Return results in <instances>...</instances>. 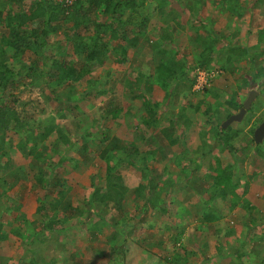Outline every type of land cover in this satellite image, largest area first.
<instances>
[{"label":"rangeland","instance_id":"rangeland-1","mask_svg":"<svg viewBox=\"0 0 264 264\" xmlns=\"http://www.w3.org/2000/svg\"><path fill=\"white\" fill-rule=\"evenodd\" d=\"M31 1H25L23 6L25 11L29 10ZM54 1L59 3L60 0ZM213 1L218 2V0ZM252 1L247 0V3L250 4ZM37 3L40 4L38 0ZM9 8L10 6L8 5L5 9ZM152 8L153 4L149 3L146 8L140 9L138 13L140 16L148 15L147 32L149 33L150 40L155 41L159 38L164 27L160 23L159 15L152 14ZM166 9L177 14L181 22L187 26L182 32L177 30L178 32L173 33L180 40L176 47L179 53L176 58L184 56L192 61L193 57L197 55V48L190 44V42L202 33L199 27L195 28V26H198L197 23L200 21V17L198 16L197 19L199 20L194 25L191 23L187 24L188 14L174 0L169 1ZM208 10L210 12L205 11L203 14L208 19H212L215 31H224L226 34L238 33L237 37L232 39V43L237 44L240 51L249 48L252 43H256L258 41V32L264 31V12H262L264 11V4L259 9L245 13L239 21L232 23V25H228V23H231L227 15L222 14L218 16L215 11L210 8ZM128 14L129 11H123V18H126ZM102 16L103 13L100 12L99 18ZM3 27L4 25L0 24V47L6 48L9 40ZM143 37L144 34L140 33L136 36V39L140 42ZM107 41L111 43L110 40ZM48 42L49 49H47V54L49 56L53 55V51L55 50L53 46H55V43H58L68 50L69 54L73 57V61L76 60L73 46L65 41L63 33L51 34ZM167 47V50H169L170 46L168 45ZM36 49L35 46L30 51H26L22 58L18 56L20 60L18 63L8 59L4 61L12 62L13 71L24 75L30 61L35 56L34 52ZM150 49L149 47L144 48L141 60L136 63L133 58L135 48L130 47L128 50L129 62L124 66H115L110 61L106 62L105 60L94 64L90 74H83L79 80L73 83L68 81L66 87L56 92L57 95H63L61 102H55L52 99L49 88L46 87H40V89L28 88L24 91L21 85H14L9 89L12 90L14 95H20L19 98L23 101L22 103L28 102L27 106L24 105L26 106L25 108H23L24 106H17L16 111L21 114V117L28 121L31 120L32 125H37L39 121L43 122V124H39L42 130L48 129L45 121L50 119V116L54 117L55 120L52 121L51 125L57 128V131L52 132L49 138L38 146V150L45 156L44 160L38 162L34 161L26 151L25 154H20L17 151V144L21 142L25 143L22 135H17L12 130L0 132V139H3V141H0V152L2 149L8 151L10 163L9 169L3 175L7 183L6 186L4 185L3 191L7 190V196L5 197L4 195L2 197V194L0 195V215L2 216L0 219L2 221L0 229L2 235L7 236L5 240L0 242V264H28L27 261L31 256V247L32 249H38L39 252L44 249V247L38 246V240L26 243V240L23 241L9 232L11 226L19 225L20 222L18 223L16 219L20 217L25 220L23 232L32 231L36 233L41 231L43 216L37 213L36 209L41 206L39 200L45 195V190L40 186L37 179L39 169L45 177L55 178L60 181L59 188L54 191V198L60 199L63 205L70 203L72 204V208L75 206L80 207V210L84 212L81 219L78 218L73 222L71 221L62 225L66 229L64 234L56 232L46 235L40 232L41 237L45 236L48 238V240L44 238V245H49L46 248L49 250L43 252V255L48 256V258L46 257L47 261L53 258L55 262L51 264H81L80 261L84 262L91 259V252L98 250L102 255L98 256V259L93 264H121L118 261L116 253L118 249L117 247H113L114 241L115 244H120V239L118 237L117 239H112L116 230L110 225L111 222L103 223L100 221L97 229L90 230L92 226L91 224H87L89 219L84 218L85 216H91L89 207L85 202L93 192V183L99 187L104 185V179L107 177L106 167L113 166L121 154V152L110 153L102 159L100 157L101 151L99 153L95 151L96 147L91 142L87 143V150H82L85 143L83 138L84 132L87 130L94 134V127L97 125H100L101 128L96 133H108L110 137H117L127 144L135 141L136 146L141 151L147 150L150 147H156L159 154L164 153L167 155V158L163 160L158 158V160L149 161L147 166L152 172L154 181L159 186V198L172 203L174 205L173 212L168 209V206H165L166 211L162 213L153 211L146 203L145 198H140L135 190L141 182L139 167H132V165L124 161L120 163L119 171L123 176L125 184L130 189L128 198L122 204L123 215L129 220L133 218L130 223H134L135 225L134 231L131 234L130 229L127 228V242H139L146 249V252L150 250L154 255L159 257L169 253L174 258L177 257V244L167 243V240L173 237H176V240L181 243L190 241L187 246L190 250H194L193 247L199 246L204 248L207 243L206 240L210 238L207 235L203 238L197 234L198 230L196 229L199 227L197 223L201 222H197V220L188 221L185 218L180 219V216H178L180 213L178 212L185 214L189 211L191 214H196L197 216H202L204 212H207L208 207L205 202H207L208 194H211L214 190L212 186L214 185L213 173L208 166L209 162H212L211 159L217 157L221 159L222 165L235 168L237 175L234 178V182L238 181L240 186V189L235 190L234 193H229L223 200L221 198H214L215 200L212 204L211 212L214 215L220 216L222 230L214 236L215 242L210 249H217L216 243H218L222 246L220 248H222L223 253L220 256L207 258L204 254L201 257L198 255V251H195L186 262L187 264H229L235 257L233 250L235 246H226L228 241H223V243H227L223 246L220 242L222 236L219 238L220 235H223L222 231H234L233 245H239V242H241V247L244 246V252L252 254L250 255L251 257H260L262 255L264 247V141L260 145L251 143L250 139H252V136L249 131L250 127H256L259 124L258 119L264 113V102H262V107L258 106L256 101L253 102L248 112L252 115L251 122L248 125L244 123L248 114L243 122L231 125L232 129L241 130V134L235 145L239 148H242L245 144L248 145V148H243L233 153L229 149L221 150V146L214 136V128L209 125L207 122L208 117H205L202 111L206 110L208 104L211 105L213 110L218 109L216 123L221 124L226 114L235 112V110L228 108L225 104L229 94L222 87L226 86L228 91L237 93V97L240 100L242 98L245 99L249 90H254V87H249L245 84V88L237 90V87H241L242 81L233 80L231 74H226L227 72L224 74L222 71V77L217 79L216 81L218 82L215 83L218 88H221L215 89L211 87L208 92H192L187 98L182 95L174 97L173 100L169 99L166 101L167 98L164 91L158 86H154L150 91L149 99L151 102L158 103L161 106L160 111L167 112L166 114L158 112L157 117L164 115L165 120H167L169 115H177L180 113V109L186 107L187 104L190 106L200 105L201 107V111L199 112H195L193 108L185 110V118H189L190 125L187 129L184 126L177 129L176 137L179 138L180 142L176 146L169 147L158 129L145 126L139 132L138 127L136 128L135 123L137 121L133 118V114L142 112L140 110L142 107L141 100L136 99L132 101L129 99V94L124 92L119 97L118 119L114 120L110 114L105 115L103 113L104 109H107L113 99L112 93L101 94V91L104 89V86H102L104 83L103 79L106 78L107 72L116 70L121 74L129 75L133 68H140L141 73H148L152 69L147 66V64H150L149 58L152 55ZM245 63L246 61L238 63L237 66L242 68ZM46 69L44 65L40 66L42 73L46 72ZM217 71L219 70H215V72ZM95 83L98 85L95 87V90L87 98L78 100ZM68 93L71 94L74 103L79 107L78 110L76 109L77 115L75 114L76 111L72 110L71 105H65L66 97L64 95ZM212 94H216L218 99H215ZM74 103L73 105H75ZM60 110L65 111V118L62 120L55 115V112ZM127 112L130 113L128 116H126ZM142 116H145V114H142ZM38 134L39 131H36L35 136ZM229 136V134H226V137ZM148 141L151 143L148 144ZM203 141L211 147V154L202 162L199 160L198 154L195 153V149L201 147ZM69 143L72 144L70 147ZM30 144L28 142V145ZM256 149L262 152L263 156L254 154ZM62 156L66 160L61 165V171L51 174V169L58 164ZM177 158H183L181 166L175 164L174 160ZM14 176H17V183L13 180ZM187 176L188 179L186 180ZM169 179L175 182L173 187L166 184V181ZM11 183H14V186L11 189H7ZM144 185H146V181H144ZM245 188L247 189L246 194L242 195ZM7 197L11 198L10 202ZM243 199L249 201L250 212L247 211V207H243ZM199 201L201 204L196 207ZM235 201H238V205L231 209ZM6 203L8 208H2L1 204ZM19 204L21 206L20 209L15 211V208ZM105 211L109 215V220H115L116 222L119 220L120 216L114 209H105ZM45 213L47 215L51 214L52 210L49 209L43 212L44 215H46ZM64 216L63 210L59 207V219L64 218ZM94 220L96 221L97 219ZM29 224H32V227L26 228L25 225ZM202 224L204 223L202 222ZM120 226L121 224L118 222L117 228L121 229ZM171 226L172 230L169 229ZM160 243L162 244L158 246ZM59 245H64L66 247L65 250H56L55 247ZM220 248L217 250L219 251ZM146 252L142 256L141 261L149 264L153 259L147 256ZM243 260H245V262L243 261L244 264H250L249 262L247 263L246 257ZM131 261L134 260L126 258L127 263ZM162 264H173V262ZM177 264H185V262L181 260Z\"/></svg>","mask_w":264,"mask_h":264},{"label":"trees","instance_id":"trees-1","mask_svg":"<svg viewBox=\"0 0 264 264\" xmlns=\"http://www.w3.org/2000/svg\"><path fill=\"white\" fill-rule=\"evenodd\" d=\"M25 1L28 0H0V24L4 25L3 29H5L9 40L6 48L0 47V132L12 130L15 134L22 135L25 143L21 142L22 144H17L16 149L20 154H25L26 151L34 161L38 162L45 159L43 153L38 150V146L43 144L52 132L57 131V128L51 125L55 118L50 116V119L45 121V124L48 126L47 130H42V127L39 126L41 121L37 125H32L31 120L24 119L16 111L17 106L22 107L28 104V102L22 103L23 101L19 98L20 95H14L12 90L9 89L14 85H21L24 91L28 88L40 89V87H46L49 88L52 99L55 102H61L63 95H57L56 92L66 87L68 81L73 83L79 80L83 74H90L92 66L102 62V60L106 62L110 61L115 66H124L129 62L128 50L130 47L135 48V53L133 54L135 63L141 60L144 48H151L150 52L152 55L149 58L150 64H147V66L152 69L148 73L144 72L143 74L140 68H133L129 75L121 74L116 70L108 71L106 78L103 79L104 83L102 86H104V89L101 91V94L112 93L113 99L107 109H104L103 113L105 115L110 114L114 120L118 119L120 107L119 97L124 92L129 94V99L132 101L136 99L141 100L142 107L140 110L142 112L135 113L136 115L133 114V118L137 121L135 123L136 128L138 127L139 132L145 126L158 129L169 147L176 146L180 142L179 138L176 137L177 129L181 126L187 129L190 125L189 118H185V110L187 108H193L195 112H199L201 111V107L200 105L190 106L187 104L186 107L180 109V113L177 115H169L167 120H165L164 115L157 117L158 112H162V114H166L167 112L160 111L161 106L158 103L151 102L149 99L150 91L154 86H158L164 91L167 98L166 101L169 99L173 100L174 97H180L182 95L187 98L193 92L194 85L196 84L197 69H203L205 71L219 70L217 72L231 74L233 80L242 81L241 87H237V90L245 88V84L249 87L257 88L259 95L255 101L258 106L260 105L262 107V102H264V58L261 57L264 56V31L261 30L258 32V41L254 47L240 51L237 44L232 43V39L236 38L238 33L226 34L224 31H215L213 29L212 19H208L203 13L205 11L210 12L208 10L210 8L218 16L225 14L231 23H228V25H232V23L239 21L245 13L261 8L264 0H253L250 4L247 3V0H218L217 3L213 0H174L188 14L187 24L191 23L194 25L199 20L197 19L198 16L200 17V21L197 23L198 26H195V28L199 27L202 33L190 42V44L197 48V55L193 57L192 61L184 56L176 58L179 55L176 47L180 40L173 33L177 30L182 32L187 26L181 22L177 14L172 11H167L166 8L170 0H76L74 5L69 8L62 7L60 1L56 3L54 0H38L40 2L38 4L37 0H32L28 11L23 9ZM149 3L153 4L152 14L159 15L160 23L164 27L159 38L155 41L150 40L149 33L147 32L148 15L140 16L138 13L140 9L146 8ZM8 5L10 8L5 9ZM126 10L129 11V14L126 18H123V11ZM100 12L103 13L101 18H99ZM60 33H63L65 41L73 46V53L76 56L75 61H73V57L69 54L68 50L58 43H55V46H53V49H55L53 55L49 56L47 54V49H49V36ZM140 33L144 34V37L139 42L136 36ZM113 34L115 35L113 36ZM107 40H110L111 43ZM164 44L170 46L169 50L163 48ZM35 46L37 48L34 52L35 56L30 61L24 75L13 71L12 62L4 61L8 59L18 63L20 62L19 58H22L26 51H30ZM244 61L246 63L242 68L237 66L238 63ZM41 65L47 68L46 72H41ZM220 73L212 81L211 87L215 89L218 88L215 84L218 82L216 80L222 77ZM53 85L54 87H52ZM96 86L98 85L95 83L78 100L87 98L95 90ZM211 87L205 89V91L208 92ZM222 88L223 90L226 89L225 91L229 94L225 102L227 107L239 111L244 99L242 98L240 100L237 97V93L228 91L226 86ZM212 96L218 99L216 94H212ZM64 97H66L65 105H71L74 111L79 109L76 103H74L71 94L68 93ZM218 112V109L213 110L211 105L208 104L206 110L202 111V114L208 117L207 122L214 128V136L221 146V150L229 149L230 152L234 153L240 149L248 148L247 144L243 145L242 148L235 145V142L241 134V130L232 129L231 126L227 129H222L220 123H216ZM64 113V110H60L55 112V115L62 120L65 118ZM75 114L77 115V111ZM129 114L127 112L126 116ZM142 114H145V116H142ZM247 114L248 117L246 119L244 118L246 120L244 123L248 125L251 122L252 115ZM230 115L226 114L224 118L227 119ZM263 121L264 113L258 119L259 123ZM99 128H101L100 125L94 127V134L87 130L84 132L83 138L85 143L82 150H87V143L91 142L96 147L95 151H98V153L101 151L100 157L102 159L110 153L121 152V154L113 166L106 167L107 177L104 179V185L99 187L93 183V192L85 202L89 207L91 216H85L84 218L89 219L87 224H91L92 227L90 230L97 229L100 221L103 223L111 222L110 225L116 230L112 239H117V237L120 239V244H115L114 241L113 247H117L118 249L116 253L118 261L121 264H146L144 261H141L142 256L146 252L143 245L134 241L127 242V228L130 229L131 234L134 231L135 225L134 223H130L133 218L129 220L123 215L122 204L128 198L130 189L124 182L123 176L119 171V166L124 161L132 165V167H139L141 182L135 190L140 198H145L146 203L153 211L162 213L166 211L165 206H168V209L173 212L174 205L167 202V200L165 201V199L159 198V186L154 181L152 172L147 166L149 161L158 160V158L163 160L167 158V155L164 153L159 154L156 147H150L147 150L141 151L136 146L135 141L127 144L117 137H110L108 133H96ZM36 131H39L37 136H35ZM253 131V128L249 131L251 136L253 135ZM226 134L230 136L226 137ZM0 141H3V139H0ZM250 141L254 143L253 138ZM28 142L31 144L28 145ZM149 143L151 142L148 141ZM71 145L69 143V147ZM195 153L198 154L199 160L203 162L210 156L211 147L203 141L201 147L195 149ZM254 154L263 156V153L258 149L254 151ZM65 160L62 156L58 164L51 169V174L54 172L59 173L58 171H61V165ZM174 161L177 166H181L183 158H177ZM211 161L208 167L213 173L214 185L212 186L214 190L211 194H208L207 202H205L208 207L207 212H204L202 216L191 214L189 211L185 214L178 212L180 213L178 214L180 219L185 218L191 221L193 218H196L194 221L197 220V222H203L205 224L217 222L220 220V216L214 215L211 212L214 200L217 198L223 200L229 193H234L235 190L240 189L238 181L234 182V178L237 175L234 167L222 165L221 159L217 157H213ZM9 164V153L2 149L0 152V188L2 186L0 195L2 194V197L4 195L5 197L7 196V190L3 191L4 185H7L3 175L9 169ZM38 172L39 176L37 179L39 180L40 186L45 190V195L39 200L41 206L36 209L37 213L43 216L41 231L36 233L32 231H28L27 233L23 232V223H25V220L20 217L16 219L18 223L20 222L19 225L11 226L9 232L23 241L26 240V243L38 240V246L44 247L41 252L38 249L30 248L31 256L27 261L28 264H51L55 260L50 258L47 261L48 256L43 255L45 250H49L46 249L49 245H44V238L47 237H41L40 232L46 235L56 232L64 234L66 229L62 225L71 221L73 222L78 218L81 219L84 212L80 210V207L75 206L72 208V204L70 203L63 205L60 199L54 198V191L59 188L60 181L55 178L45 177L40 169ZM187 179L188 176L186 177ZM13 180L17 183V176H14ZM144 181H146V185H144ZM174 183L171 179L166 181V184L172 187L175 185ZM13 186L14 183H11L7 189H11ZM246 191V188L243 189L242 195L246 194ZM8 201L10 202L11 198H8ZM243 201V207H247V211L250 212L249 201L245 199ZM199 204H201L200 201L196 207ZM1 205L2 208H8L7 203ZM237 205L238 201H235L231 209ZM20 207L19 204L15 208V211L19 210ZM59 207L65 214L62 219H59ZM49 209L52 210V213L48 215L45 213L46 215H44L43 212ZM105 209H114L120 216V221L109 220V215ZM184 209L187 210L186 208ZM1 218L2 216L0 215ZM118 222L121 224V229L117 228ZM0 223L2 224L1 220ZM25 227H32V224L25 225ZM169 229L172 230V226ZM233 236L234 231L227 232V237L232 241V245L234 242ZM6 238L7 236L2 235L0 229V242ZM167 243L177 244V257L174 258L170 253L159 257L154 255L150 250H147V256L153 259L149 264L169 262L177 264L181 260H184L185 264H187L186 260L193 255V252L187 248L190 241L181 243L176 240V237H173L167 240ZM161 244H158V246ZM55 248L56 250H65L66 247L59 245ZM243 248L244 246L233 248L235 257L229 264H244L242 260L244 257H246L247 263L264 264V247L260 257H251L250 255L252 254H247ZM219 251L218 254L222 255V248ZM91 254V259L84 262L80 261L81 264H93L98 259L97 257L102 255L98 250H94ZM126 258H132L136 262L131 261L127 263Z\"/></svg>","mask_w":264,"mask_h":264},{"label":"crops","instance_id":"crops-1","mask_svg":"<svg viewBox=\"0 0 264 264\" xmlns=\"http://www.w3.org/2000/svg\"><path fill=\"white\" fill-rule=\"evenodd\" d=\"M257 44V41H256V43H252L249 47H254L255 45ZM168 45L167 44H164L163 45V48L165 49V50H167L168 49V47H167ZM261 58H264V56H262ZM153 89V88H152ZM234 110V109H233ZM195 217V216H194ZM194 219H196V218H193V220ZM220 220L219 221H217V222H214V223H210V224H202V222L201 223H197V225L199 226V227H197V229L196 230H198L197 232V234L200 236V237H203L204 238V236L205 235H207L210 239L208 240H206L207 241V243L205 244V246H204V248L203 247H193L194 248V250H190V251H192V252H195V251H198V255H200L201 257H202V255L204 254L207 258H209V257H214V256H220L219 254H218V248H220V247H222L221 245H219L218 243H216L217 244V249L216 248H212V250L210 249L211 247H212V244L215 242V238H214V236L215 235H217V234H219V231L220 230H222V225L220 224ZM206 231V232H203V231ZM200 231V232H199ZM223 232V235H220L219 236V238H220V242L223 244V246L224 245H226L227 243V245L226 246H230V247H241L242 245V243L241 242H239L240 244L239 245H232V243H231V241H230V239H228V238H226L227 237V232L226 231H222ZM204 234V235H203ZM223 241H228L227 243H223ZM243 241H245V240H243ZM205 250V251H204ZM242 260H243V258H242ZM244 262H245V260H243Z\"/></svg>","mask_w":264,"mask_h":264},{"label":"water","instance_id":"water-1","mask_svg":"<svg viewBox=\"0 0 264 264\" xmlns=\"http://www.w3.org/2000/svg\"><path fill=\"white\" fill-rule=\"evenodd\" d=\"M258 91L256 89L251 90L242 103V107L236 114L230 115L225 121L222 122L221 128L227 129L233 123H241L245 118L247 112L251 109V106L258 96ZM254 143L260 145L264 141V121L261 122L253 132Z\"/></svg>","mask_w":264,"mask_h":264},{"label":"built area","instance_id":"built-area-1","mask_svg":"<svg viewBox=\"0 0 264 264\" xmlns=\"http://www.w3.org/2000/svg\"><path fill=\"white\" fill-rule=\"evenodd\" d=\"M76 0H60V3L62 7L64 8H69L74 5ZM69 12V11H67ZM219 74V72L215 71H205L203 69H197L196 75H197V80L196 84L194 85L193 88V93L196 92H204L205 89H208L212 85L213 79Z\"/></svg>","mask_w":264,"mask_h":264},{"label":"flooded vegetation","instance_id":"flooded-vegetation-1","mask_svg":"<svg viewBox=\"0 0 264 264\" xmlns=\"http://www.w3.org/2000/svg\"><path fill=\"white\" fill-rule=\"evenodd\" d=\"M249 92H250V90H249ZM237 112H238V111H235V112H232V113H230V114H234V113L236 114ZM259 124H260V123H259ZM259 124H258V125H259ZM258 125H257V126H258ZM257 126H256V127H257ZM256 127H250V129L253 128V129L255 130ZM253 132H254V131H253ZM252 138H253V135H252Z\"/></svg>","mask_w":264,"mask_h":264},{"label":"clouds","instance_id":"clouds-1","mask_svg":"<svg viewBox=\"0 0 264 264\" xmlns=\"http://www.w3.org/2000/svg\"><path fill=\"white\" fill-rule=\"evenodd\" d=\"M220 74H222V73H220ZM254 89L257 90V88H255V87H254ZM248 93H249V92H248ZM258 95H259V94H258ZM257 97H258V96H257ZM245 98H246V97H245ZM243 101H244V100H243ZM254 102H255V100H254ZM251 107H252V106H251ZM248 112H249V111H248ZM248 112H247V113H248ZM229 114H230V113H229ZM234 114H235V113H234ZM231 115H233V114H231ZM246 115H247V114H246ZM245 117H246V116H245ZM225 120H226V119H225ZM225 120H223V121H225ZM243 120H244V119H243ZM223 121H222V122H223ZM242 122H243V121H242ZM221 124H222V123H221ZM221 124H220V125H221ZM230 126H231V125H230Z\"/></svg>","mask_w":264,"mask_h":264}]
</instances>
